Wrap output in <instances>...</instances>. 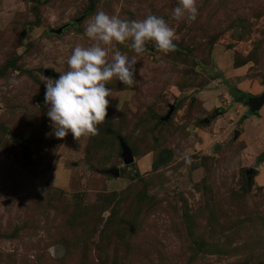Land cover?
I'll use <instances>...</instances> for the list:
<instances>
[{"label": "rangeland", "instance_id": "rangeland-1", "mask_svg": "<svg viewBox=\"0 0 264 264\" xmlns=\"http://www.w3.org/2000/svg\"><path fill=\"white\" fill-rule=\"evenodd\" d=\"M177 6L0 0V264H264V103L255 118L232 98L243 80L251 97L264 91V0H197L195 21L176 20ZM98 10L164 18L176 50L148 43L139 83H109L99 134L57 139L44 84L92 43Z\"/></svg>", "mask_w": 264, "mask_h": 264}, {"label": "clouds", "instance_id": "clouds-1", "mask_svg": "<svg viewBox=\"0 0 264 264\" xmlns=\"http://www.w3.org/2000/svg\"><path fill=\"white\" fill-rule=\"evenodd\" d=\"M198 14L197 0H178L172 10L176 20L195 21ZM85 35L92 43L77 44L67 58L68 70L44 84L47 116L55 137L61 140L69 133L77 141L99 134L98 126L108 117L109 98H116L109 83L114 78L129 87L139 83L137 55L147 51L148 43H154L164 54L176 50L175 29L153 14L130 20L98 10L88 22ZM126 42L136 55L129 56L116 47ZM48 251L56 258L63 254V247L52 246Z\"/></svg>", "mask_w": 264, "mask_h": 264}, {"label": "water", "instance_id": "water-1", "mask_svg": "<svg viewBox=\"0 0 264 264\" xmlns=\"http://www.w3.org/2000/svg\"><path fill=\"white\" fill-rule=\"evenodd\" d=\"M78 20L79 19H76V21H78ZM66 27H67V24L61 25V26L56 27V28H50L49 32L55 33V34H61ZM263 103H264V91L261 94H259L257 96H253L247 100V105L250 107L251 111H257L262 106ZM173 110H174V106H171L169 114ZM122 147H123L122 155L124 158V162L129 164L133 161V157H132V155L129 151V148L126 144L122 143ZM25 156L28 160H30L29 151L25 152ZM108 172L114 174L115 176L119 175V171L117 168L109 169ZM247 173H248L249 177L251 178L253 176V174H255V169L250 168V169H248Z\"/></svg>", "mask_w": 264, "mask_h": 264}, {"label": "trees", "instance_id": "trees-1", "mask_svg": "<svg viewBox=\"0 0 264 264\" xmlns=\"http://www.w3.org/2000/svg\"><path fill=\"white\" fill-rule=\"evenodd\" d=\"M233 100L247 104V100L251 98V95L243 92L240 89H233L232 91ZM250 113H254V111H251ZM262 157H259L261 159Z\"/></svg>", "mask_w": 264, "mask_h": 264}, {"label": "crops", "instance_id": "crops-1", "mask_svg": "<svg viewBox=\"0 0 264 264\" xmlns=\"http://www.w3.org/2000/svg\"><path fill=\"white\" fill-rule=\"evenodd\" d=\"M244 83H245V81L243 80L241 83H239V84H237V89H240V90H244L243 88H244ZM233 98V97H232ZM246 106H248L247 104H245ZM242 108L244 107V106H242V105H240ZM252 115V117L254 116L255 118L257 117V116H255V115H253V114H250V116Z\"/></svg>", "mask_w": 264, "mask_h": 264}]
</instances>
